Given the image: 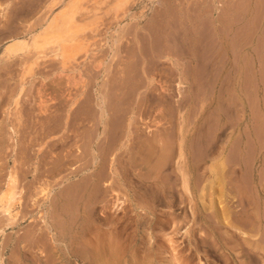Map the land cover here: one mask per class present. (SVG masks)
Here are the masks:
<instances>
[{
    "label": "rangeland",
    "instance_id": "374dc122",
    "mask_svg": "<svg viewBox=\"0 0 264 264\" xmlns=\"http://www.w3.org/2000/svg\"><path fill=\"white\" fill-rule=\"evenodd\" d=\"M54 1L0 0V190L15 165L18 202L16 220L0 213V264H81V255L88 264H235L215 245L212 228L193 216L194 202L183 208L145 201L138 175L151 165L138 150L184 134L196 172L209 178L205 184L222 174L237 177L264 214V0H127L122 7L116 0H81L83 49L66 66L46 50L28 71L36 50L9 59L5 48L17 35L31 43ZM103 144L112 157L102 170L116 192L101 186L93 196L95 181L86 176L101 169L82 150L101 152ZM66 153L59 173L53 160ZM73 171L78 176L67 180ZM177 177L170 180L179 190ZM226 187L232 197V184ZM114 193L124 203L114 206ZM230 199L232 208H245L238 196ZM171 211L186 215L174 236L183 253L167 241L174 226L153 223L154 214L165 220ZM229 225L220 230L237 234L239 264H264V219L251 231L239 226L251 233V245ZM189 226L207 242L184 233ZM113 238L123 250L112 259L105 244ZM250 246L255 259L245 256Z\"/></svg>",
    "mask_w": 264,
    "mask_h": 264
},
{
    "label": "bare ground",
    "instance_id": "6f19581e",
    "mask_svg": "<svg viewBox=\"0 0 264 264\" xmlns=\"http://www.w3.org/2000/svg\"><path fill=\"white\" fill-rule=\"evenodd\" d=\"M58 2L59 1H57V0H55L53 2L52 6H51V10L49 11V15L46 18L45 24L42 25V29L38 33H36V34H34L32 36L31 43L17 35V36H15L14 38H12L10 40V42L7 44V46L5 48L6 56L9 59L14 58V57L18 56L21 53H25L30 47H32L34 50H36V53H35L36 54L35 61H33V63L30 64L28 66V68H26V70H28V71L29 70L32 71L34 65L37 62V58H39L40 56H42L41 54L42 53H45L46 50H51V52L53 53V55L56 58L61 59L62 66H66L71 60H74L76 58L77 54L84 47V44L81 41L82 38L80 37L81 36L80 34L84 31V29H85L86 26L82 24V21H81L82 18H80L78 16V14L80 12V9L82 8L81 0H65V1H62L60 4ZM126 2H127V0H116L115 3H116V6L117 7H122ZM171 12H172V10H171ZM162 17H163V15H162ZM173 18H174V16H173ZM184 20H185V18H184ZM191 22H194V21H191ZM186 24H187V22H186ZM167 26H169V24ZM170 27H171V25H170ZM216 27H218V26H216ZM166 30H168V29H166ZM174 30H175V28H174ZM199 31H201V30H199ZM172 33H174V32H172ZM163 34H161V35H163ZM195 34H197V33H195ZM197 39H198V37H197ZM181 40H183V39H181ZM189 41H190V38H189ZM170 43H171V41H170ZM177 43H178V41H177ZM190 44H191V42H190ZM190 44H188V45H190ZM203 45H204V43H203ZM175 46H177V45H175ZM180 48H183V47H180ZM167 49H169V48H167ZM171 49H172V47H171ZM191 51H193V49ZM194 53H195V51H194ZM217 57H219V56H217ZM166 59H168V58H166ZM184 59H186V58H184ZM168 60H170V59H168ZM188 61H189V59H188ZM183 66H185V65H183ZM124 73H125V71H124ZM184 78H185V76H184ZM124 82H126V81L124 80ZM166 84H167V82H166ZM159 88H160V86H159ZM170 91H171V89H170ZM51 116H53V115H51ZM17 131L14 130V133H18ZM107 131H108L107 128H105V130L103 129L104 135L105 134H108ZM109 131H111V130H109ZM101 135H102V133H101ZM107 136L108 135H105V138H104V142L103 143H105L106 140H108L107 139L108 138ZM179 136H180L179 137V140L174 141V142L173 141H168V140H162L161 139V140H158L156 142L154 141V142L148 143V144L145 143L143 146H142V144H141V146H139L140 149L138 148L139 149L138 151L140 153V156L142 157V161L143 162L146 161V163L150 164L151 166H146V167H148V169L146 170L147 173H143V175H138L141 178V180H142L141 181V180L138 179L140 181V183H141V186L140 187L138 186V187L141 188V189H143V191H142L143 192V195H144L143 197H144V199L146 198L145 201L148 202L149 205L156 204V203H162V202H166V200L167 201L169 200V203H171V204H172V201L176 202L174 204H177V202L178 203L180 202V204H182V207L184 206L183 208H185L189 204V203L187 204L188 201L190 202V204H191V202L192 203L194 202L193 203L194 206L192 204V207H191V211H192L193 216L196 214L197 217L201 219V221L206 222L212 228V231H213L212 232V235L214 236V240L213 241H215V245L219 246V248H221L223 250L226 259L227 260L228 259H231L232 260L233 258H235V260H236L235 261V264H239L238 257L240 256L239 254L241 253V250L238 247V246H240L239 245V242H236V241H238L236 239V235L237 234L235 232H233V231L230 232V230H224V231H222L220 229L223 226H226L227 223L230 224L229 226H232V227H235V229H238V231H240V233L243 234L244 241L247 242V243H249V245H251V243H252L251 242V239H250L251 233H248V232L243 231L241 228H239V226L240 225L241 226H244V227L250 226V229L249 230L251 231L256 226L255 224H256V220L257 219H261V220L264 219L263 218L264 217V214H261L260 212H257L258 209L256 210L255 207H254L253 198L248 193V191H246L247 187L245 189L242 186H240L243 183L239 185L238 184L239 181H238L237 177H234L233 175H231L229 177V180H226V179H228L227 176H226L227 178L225 179L224 178L225 176L223 174L222 175H219V173L218 174L215 173L216 175H219V176H214V178H212L211 180H209V183L206 185L205 184V179H209V178H206V175H205L204 172L197 173L196 171H197L198 168L196 167L195 164H192L193 162H191V160L193 161V157L191 156V153L193 154V152H192V147L193 146H191V144H189L186 141V136L184 134H181ZM44 137L46 139V136H44ZM102 137H103V135H102ZM105 144H103V145L105 146ZM110 144L111 143H109V146H110ZM113 144H117V143H113ZM107 145H108V143H107ZM42 146H43V144L40 146V149H38L39 154H40V151L42 150ZM201 147H203V146H201ZM110 149H109L108 146L107 147L106 146L103 147V149H102L101 152L97 151L98 149L96 150L94 148H91V146H89L85 150H82L81 149L82 152H84L83 154H85V156L86 155H89V156L92 155L91 157L92 158L94 157L93 161L95 160L94 161L95 162L94 165H96V167H99L101 169V170L99 169L100 171H98V172H95V171H92L91 170L89 173H87L88 176H86V177L89 178L87 180H89V182L91 184L95 181V183H93V184H96L94 186L95 193L93 194V196H95V194L97 195L98 191L100 190L99 188H101V186L103 188V189L102 188L101 189L104 191V193H106V191H110V190L113 191L114 190V188H113L114 187L113 186L114 185V180H111V179L110 180L109 179L106 180V176H107V173L108 172L105 173L102 170V168L105 167L106 161L112 157L111 156L109 158V156H110L109 155V150ZM213 149H215V148L212 146V149L211 150H213ZM111 151L112 150H110V152ZM201 151H203V150H201ZM52 152H53V150H52ZM73 152L74 151H72V153ZM67 153L65 155H63V157L62 156L59 157V158L56 157L55 160H53L54 168L56 170H58L59 173L64 170V165L67 162V161H65V158H67V157L70 158V156H71V155H69ZM39 154H38V156H39ZM137 154H138V152H137ZM77 156H78V154H77ZM138 156H139V154H138ZM196 156H197V153H196ZM230 158H232V157H230ZM112 159H114V158H112ZM67 160H69V159H67ZM15 161H16V159H14V163H15ZM172 162L174 164H172ZM168 163H171L172 164V167L169 164L170 167H171L170 168V171H167L166 165ZM169 165H168V168H169ZM220 165L222 166V167L220 166L221 169H223V171H225L224 170L226 168L225 167L226 166L225 161H222L220 163ZM199 171H201V170H199ZM213 171L215 172V170H213ZM216 171H217V169H216ZM173 173H176L178 175V177L180 178V180H181L180 181L181 187H180L179 190L177 189V187L175 185V184H177V181H176V183H174V182L172 183L171 180H170L172 178V176H173ZM226 174H227V172H226ZM73 176H78L77 171H73V175L72 176H67L66 179L67 180H72ZM110 176H112V178H114L115 175L114 176L113 175H110ZM69 183H71V181ZM115 183H118L117 180H116ZM244 183H247V182H244ZM227 184H230V185L232 184V191H235L236 192L232 196L233 199L238 196L239 197V200L242 203L243 202L245 203V205H244L245 208L244 209H237V207L232 208L233 206H229L228 205L229 204L228 203L229 198L232 199V197H229L232 193L227 190V187H226ZM69 186H71V184ZM16 188H17V172H16V169H15V165H13V167L7 173L6 180H5V184H4L3 188L0 190V213L1 212L4 213L5 215L8 216V218L10 220H13V221L16 220V218H17V211L15 210V205L18 203L17 202V198H16V194H17ZM216 191H219L218 192L219 193L218 195H215L216 194ZM113 192H116V191H113ZM91 194H92V191H91ZM114 197H115V200L113 202L114 203L113 204L114 206L117 205L118 203H124V201H125L124 199L122 200V197L120 196L119 193H116L114 195ZM97 201H98V199H97ZM218 204L220 206H222V207H220ZM138 206L145 208L148 205L147 204H145V205L144 204H139ZM167 213H165V214H167ZM181 214H183V213H181ZM154 216H155V218L153 219L154 220L153 223L155 225H160V226H163V227H165V226H167V227L174 226L173 233L172 234H166V235H168L167 241L171 243V245H169V246H171L172 248H174L173 251L175 250V251H178L179 252L180 249H181V253H183L182 252V250H183L182 248H179L178 249V247L180 246V244L178 243V240H175L174 236L177 233H179V231H180L179 230L180 229L179 228V223L182 220H185L186 219V217H185L186 215L183 216V215H180V214H177V213H174V212L171 211V212L168 213V217L165 220H161L160 217L158 215H156V214H154ZM234 217H235L234 222L230 221L231 219H234ZM258 221H260V220H258ZM185 225H187V224H185ZM184 233L189 234V236L192 237L193 240L194 239H199L201 241L203 240V241H206L207 242L206 239H203L199 235H197L195 233V230L194 229H191L190 226L189 227H186V229L184 230ZM202 237H203V235H202ZM152 243H154V242H152ZM105 245H108V246H106V252H107L108 255L110 254V257L112 259H113V257H116V256L119 257V254L123 250V248H122L123 244H121L120 242H117L114 238H113V240H112L111 243H108L107 242V244H105ZM146 248H149V246H147ZM244 248H245V246H244ZM244 248H242V249H244ZM136 249H139V248H136ZM140 249H141V247H140ZM145 251H146V249H145ZM145 251H144V253H145ZM84 252H85V250H84ZM100 252H101V250H100ZM178 252H176V253H178ZM141 253H142V251H141ZM176 253H174V254H176ZM253 253H255V252H253V246L247 247L245 256L246 257H250L252 259H255V255ZM97 254L100 255L101 253H97ZM143 254H142V256H143ZM180 255H182V254H180ZM174 256H177V255H174ZM256 257H258V256H256ZM142 258L145 259L146 258V255H145V258L144 257H142ZM148 258L149 257L146 258L147 261L149 260ZM177 260H179V258H177ZM79 262H81V264H88L86 256H83V255L79 256ZM141 263L144 264V261L143 262L141 261ZM146 263H148V262H146ZM200 264H204L203 261L202 262L200 261ZM243 264H244V262H243Z\"/></svg>",
    "mask_w": 264,
    "mask_h": 264
}]
</instances>
